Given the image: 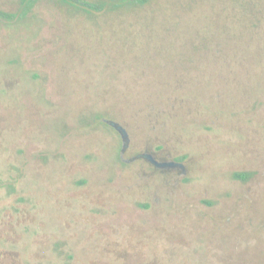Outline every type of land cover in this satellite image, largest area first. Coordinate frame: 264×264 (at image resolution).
I'll return each instance as SVG.
<instances>
[{
    "label": "rangeland",
    "instance_id": "374dc122",
    "mask_svg": "<svg viewBox=\"0 0 264 264\" xmlns=\"http://www.w3.org/2000/svg\"><path fill=\"white\" fill-rule=\"evenodd\" d=\"M28 4L0 0V264H264V0Z\"/></svg>",
    "mask_w": 264,
    "mask_h": 264
},
{
    "label": "trees",
    "instance_id": "16d2710c",
    "mask_svg": "<svg viewBox=\"0 0 264 264\" xmlns=\"http://www.w3.org/2000/svg\"><path fill=\"white\" fill-rule=\"evenodd\" d=\"M26 1H28L29 3L27 6H30L34 0H26ZM62 1L72 3L73 7H76L80 10H83L93 15H97L99 13L104 12V10H107L109 13L111 14L113 13V15H119V14H123L124 16L127 15L129 16V18H132V20L135 21L136 20L143 21L145 18L149 17L150 19H153L154 22L166 21V20L169 21V19L166 18V15L169 11L176 10L179 8L184 9L187 7V6H134L138 4L143 5L146 3H150L153 0H62ZM201 7L206 8L205 6H201ZM211 7L219 8L221 10H224L225 12L228 11V8H226V6H220V7L211 6ZM0 16L14 19L17 17V14L0 10ZM176 20H177L176 17H174L173 19H171L170 22H168V24L175 23L177 22ZM130 25L136 26L133 23ZM209 25L210 24H206V29H205L206 32L207 31L212 32L213 30V27H209ZM172 29L174 30L173 27ZM101 116L102 115H99L98 117ZM234 176L240 179L248 178V174L244 172H236Z\"/></svg>",
    "mask_w": 264,
    "mask_h": 264
},
{
    "label": "water",
    "instance_id": "95a60500",
    "mask_svg": "<svg viewBox=\"0 0 264 264\" xmlns=\"http://www.w3.org/2000/svg\"><path fill=\"white\" fill-rule=\"evenodd\" d=\"M109 123L111 125H113L114 127H116L120 133L122 134L123 140H124V148L126 147V143H127V130L122 126L119 125L118 123H116L115 121H109ZM123 148V149H124ZM144 157L150 159L154 164L164 167V166H175V165H182L181 163L175 162V161H166V162H158L155 158H153V156L151 154H146Z\"/></svg>",
    "mask_w": 264,
    "mask_h": 264
},
{
    "label": "flooded vegetation",
    "instance_id": "af4514ba",
    "mask_svg": "<svg viewBox=\"0 0 264 264\" xmlns=\"http://www.w3.org/2000/svg\"><path fill=\"white\" fill-rule=\"evenodd\" d=\"M105 122H108L109 123V121H115V120H110V119H107V118H102ZM116 122V121H115ZM116 123H118V122H116ZM110 124V123H109ZM119 124V123H118ZM119 125H121V124H119ZM113 126V125H112ZM114 127V126H113ZM116 128V127H115ZM117 129V128H116ZM118 130V129H117ZM119 131V130H118ZM120 132V131H119ZM122 135V134H121ZM123 151H124V149H123ZM146 154H151L152 156H153V158H155L156 159V157L152 154V153H144V154H140L139 156H145ZM144 158H146V157H144ZM146 159H148V158H146ZM152 164H154L150 159H148ZM158 162H166V161H159L158 159H156ZM178 163H180V162H178ZM155 166H158V165H156V164H154ZM179 167V166H182V165H175V166H164V167ZM158 167H161V166H158Z\"/></svg>",
    "mask_w": 264,
    "mask_h": 264
}]
</instances>
